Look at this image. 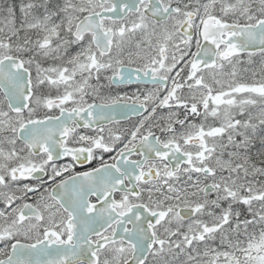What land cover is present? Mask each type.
<instances>
[{
    "label": "snow or ice",
    "instance_id": "6c2138e0",
    "mask_svg": "<svg viewBox=\"0 0 264 264\" xmlns=\"http://www.w3.org/2000/svg\"><path fill=\"white\" fill-rule=\"evenodd\" d=\"M0 264H264V0H0Z\"/></svg>",
    "mask_w": 264,
    "mask_h": 264
}]
</instances>
